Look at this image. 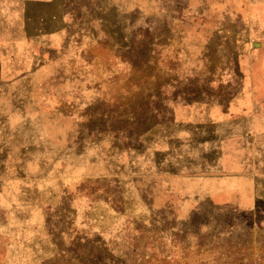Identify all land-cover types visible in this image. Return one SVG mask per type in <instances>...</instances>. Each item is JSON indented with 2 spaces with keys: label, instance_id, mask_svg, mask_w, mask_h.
I'll list each match as a JSON object with an SVG mask.
<instances>
[{
  "label": "rangeland",
  "instance_id": "374dc122",
  "mask_svg": "<svg viewBox=\"0 0 264 264\" xmlns=\"http://www.w3.org/2000/svg\"><path fill=\"white\" fill-rule=\"evenodd\" d=\"M0 79V264H264L263 199L145 190L183 111L264 109V0H0Z\"/></svg>",
  "mask_w": 264,
  "mask_h": 264
},
{
  "label": "crops",
  "instance_id": "0c3cea01",
  "mask_svg": "<svg viewBox=\"0 0 264 264\" xmlns=\"http://www.w3.org/2000/svg\"><path fill=\"white\" fill-rule=\"evenodd\" d=\"M147 150L155 169L145 190L176 197L185 212L205 207L255 209L264 200L262 108L183 111L174 128L163 127L159 141Z\"/></svg>",
  "mask_w": 264,
  "mask_h": 264
},
{
  "label": "bare ground",
  "instance_id": "6f19581e",
  "mask_svg": "<svg viewBox=\"0 0 264 264\" xmlns=\"http://www.w3.org/2000/svg\"><path fill=\"white\" fill-rule=\"evenodd\" d=\"M259 44H257L256 46H258Z\"/></svg>",
  "mask_w": 264,
  "mask_h": 264
}]
</instances>
